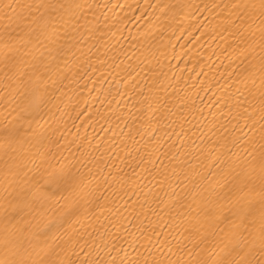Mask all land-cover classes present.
Masks as SVG:
<instances>
[{"label": "bare ground", "instance_id": "1", "mask_svg": "<svg viewBox=\"0 0 264 264\" xmlns=\"http://www.w3.org/2000/svg\"><path fill=\"white\" fill-rule=\"evenodd\" d=\"M0 264H264V0H0Z\"/></svg>", "mask_w": 264, "mask_h": 264}]
</instances>
